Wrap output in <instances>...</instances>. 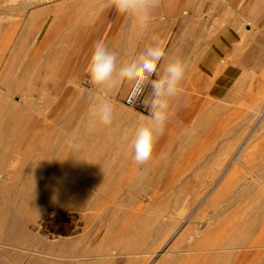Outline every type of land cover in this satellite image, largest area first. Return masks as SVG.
Instances as JSON below:
<instances>
[{
	"label": "rangeland",
	"instance_id": "obj_1",
	"mask_svg": "<svg viewBox=\"0 0 264 264\" xmlns=\"http://www.w3.org/2000/svg\"><path fill=\"white\" fill-rule=\"evenodd\" d=\"M99 1L33 0L40 5L29 3L30 7L27 0H0V38L11 25V30L16 28L15 35L20 41V48L7 71L9 55L0 52V78L6 71L5 80L0 82V125L1 130L5 126L6 131L0 130V136L9 138L18 134V130L9 128L8 122L17 114L19 121L34 126L29 129L27 140L35 139L39 134L37 137L45 136L51 141L59 136L67 137L78 129H84L86 117L91 118L90 105L104 99L110 101L113 114L117 110L131 119L123 122L115 118L110 126L99 123L98 129H104L101 130L104 134L99 137L100 142L96 140L99 146L97 150L101 151H97L96 156L101 162L84 166L87 159L80 156L77 159L82 164L72 162L78 166L77 169L71 163L47 165L48 157L39 144L34 149L36 154L30 152L32 149L16 153L17 149L14 152L11 145L0 147V168L6 173L12 175L21 169L22 175L26 174L24 177L34 174L35 167L39 166L32 162L41 157L45 168L52 169L44 176H50L53 182L76 184L77 189L84 192V199L93 201L87 210L76 214L63 210L57 204H45L36 222L28 227L37 242L26 246L35 250L30 254V259L87 264L97 255L106 254L112 259V264H138V257L143 259L141 264H159L158 256L165 255L166 261L163 263L166 264H186L188 259H195L194 264H264V193L258 198L251 194L238 197L231 192L237 187L255 191L259 185L264 189V120L254 112L257 109L264 112V0H187L183 18L188 20H181L177 24L179 29L189 25L190 32L184 34L178 30L175 33L171 31L168 19L163 17L161 5L152 12L147 27L142 28L135 25L129 16ZM18 5L25 15L19 14ZM52 10L61 14L57 29L62 34L57 42L56 36H53L44 46L39 63L24 61L27 46L37 40V24L44 23L47 17L46 29L52 24L54 17L48 13ZM70 14L76 20L75 26L71 24L63 30L62 26ZM33 22L35 24L32 26ZM224 29H233L238 35L236 52L231 59V63L238 67L237 77L234 87L226 96L213 99L207 92L196 90L197 78L191 76L196 62L193 57L201 49L198 53L188 50L196 39L200 43L202 39L207 45ZM41 39L38 38L39 42ZM98 42L116 53L118 68L136 59L146 47L157 44L176 46L171 57H179L188 64L182 82L183 90L172 100V115L163 133L157 130L152 158L144 165L127 159L125 153L136 128L147 123L144 118L150 115V110L148 107L145 109V104L142 110L123 106V97L132 82L126 81L113 91L91 82L87 69ZM197 46L199 48L200 45ZM50 47L53 48L51 53L48 52ZM14 78L18 80L17 83ZM149 79L156 78L152 76ZM188 88L193 90L188 91ZM23 93L32 95V98L23 96ZM151 99L152 89L147 84L144 101L150 102ZM39 124L43 128L35 130ZM47 125L50 127L47 128ZM111 136L115 137L113 141ZM68 142L76 146L72 147ZM79 142L69 139L64 150L84 151V148L77 147ZM105 142L107 147L102 150L101 145H105ZM24 152L26 157L23 156ZM27 153H32L34 159ZM13 163L19 169L14 170L9 166L14 167ZM8 183H11L10 179L2 180L0 185ZM255 184L258 186L252 188ZM215 193L214 208L210 207L208 201ZM253 206H256L257 212L253 210V215H247V207L251 209ZM192 215L203 216L195 221L198 229L194 224L185 222ZM131 216L136 217L135 221L147 220L151 223L146 229L132 233L123 228ZM67 217L73 218L70 223L66 222ZM202 218H206V221ZM254 218L257 220L253 221ZM201 220L209 223V226L204 228ZM228 222L236 228L244 223L253 226L249 242L243 246H224L226 248L219 242L214 246L207 244L205 237L212 239L208 236L210 231L221 233L220 229ZM157 224L162 225L164 230L156 227ZM197 231H207L204 233L205 245L197 243L201 239V236H196ZM219 233L216 235L219 236ZM132 234L138 239V244L134 247L123 244V240ZM63 239L72 244L61 248L59 243ZM258 240L257 244L252 243ZM218 244H221L220 247ZM176 257H183V260L171 263Z\"/></svg>",
	"mask_w": 264,
	"mask_h": 264
},
{
	"label": "bare ground",
	"instance_id": "obj_2",
	"mask_svg": "<svg viewBox=\"0 0 264 264\" xmlns=\"http://www.w3.org/2000/svg\"><path fill=\"white\" fill-rule=\"evenodd\" d=\"M29 0H27L28 3ZM43 1V0H42ZM45 1V0H44ZM56 1V0H55ZM67 1V0H66ZM102 2V4H105V0H100ZM99 1V2H100ZM26 2V1H24ZM47 2V1H46ZM65 2V1H63ZM62 2V3H63ZM29 3H34L37 5H40L39 2H33V0H30ZM28 3V4H29ZM66 3V2H65ZM101 4V5H102ZM24 5V4H22ZM21 5V6H22ZM32 5V4H31ZM63 5V4H62ZM68 5V4H67ZM30 6V4H29ZM97 6V5H96ZM19 7V5H18ZM16 6V8H18ZM26 7V6H24ZM31 7V6H30ZM55 7V6H54ZM58 7V6H57ZM98 7V6H97ZM100 7V6H99ZM98 7V8H99ZM105 7V6H104ZM15 8V10H16ZM21 7H19V11ZM34 8V7H33ZM36 8V7H35ZM34 8V9H35ZM31 9V8H30ZM108 9V8H107ZM37 10V8H36ZM29 11V10H28ZM31 11V10H30ZM21 12V11H20ZM33 12V9H32ZM96 12V11H95ZM26 13V12H25ZM51 13L54 17V20L51 21L52 24H49L47 29V22L49 21L48 17L47 20L44 23H39L37 24V30H38V35H37V40H34L33 42H31L26 49V55L24 58V61L30 60L31 63L33 62L34 64L39 63L40 58L42 57V50L44 48L45 45H47L50 41V39L53 38V36L55 37V42H57L58 37L62 34L60 30L57 29L58 27V22L60 20V15L61 14H56V12L54 10L48 12ZM62 13V12H61ZM82 13V12H80ZM19 14H22L19 13ZM24 14V13H23ZM22 14V15H23ZM25 15V14H24ZM82 15V14H81ZM89 16V15H88ZM20 17V16H19ZM24 17V16H23ZM34 17V16H33ZM97 17V16H96ZM21 18V17H20ZM84 18V15H83ZM33 19V18H32ZM31 19V20H32ZM81 19V18H80ZM30 20V21H31ZM83 20V19H81ZM88 20V19H87ZM13 21V20H12ZM27 22V21H26ZM87 22V21H86ZM76 20L74 19V16L70 14V17L66 20V22L63 24L62 28L63 30L66 29L68 27V25H73L75 26ZM35 23H32V26ZM82 24V22H81ZM29 25V24H28ZM80 25V24H79ZM21 26V25H20ZM20 28V27H19ZM26 28V26H25ZM24 28V29H25ZM69 28V27H68ZM73 28V27H72ZM62 30V32H63ZM16 32V28L14 30V27L11 30V25H9V27L5 30V32L3 33V35L0 38V52H6L8 53L7 55H9L8 57L10 58L8 61V65L6 67V71L9 69L11 62L13 61L14 55H16V51H18V49L20 48V41L19 38L15 35ZM19 32V31H18ZM17 32V33H18ZM21 33V31H20ZM28 33V32H27ZM61 33V34H60ZM65 33V31H64ZM22 35V34H21ZM42 38L41 41L39 42L38 38ZM21 38V37H20ZM24 39V38H23ZM22 40V39H21ZM60 42V41H59ZM23 43V42H22ZM52 44V43H51ZM22 45V44H21ZM56 45H54L55 47ZM51 49L53 48H49L48 52L51 53ZM74 49V48H73ZM70 51V50H69ZM73 51V50H72ZM59 52V51H58ZM0 53V54H1ZM70 53V52H69ZM71 54V53H70ZM6 55V57H7ZM47 55V54H46ZM5 57V58H6ZM69 58V57H68ZM6 60V59H5ZM69 61V60H68ZM222 66V65H221ZM23 67V64L21 65V68ZM35 67V66H34ZM6 71L5 73H3V75L0 78V82L2 83L5 80V75H6ZM31 79V78H30ZM14 81L17 83V79L14 78ZM70 83V82H69ZM13 84V83H12ZM11 84V85H12ZM47 85V84H46ZM76 85V84H75ZM117 88V87H116ZM30 90V88H28ZM33 89V88H32ZM115 88H108L107 90L109 91H113ZM20 91V90H19ZM26 91V90H25ZM107 91V92H108ZM263 91V90H262ZM16 92V91H15ZM33 92V91H32ZM44 93V92H43ZM101 93V92H100ZM27 94V93H26ZM26 94H22L23 96H29L32 98V95H26ZM43 95V94H42ZM99 95V94H98ZM44 97V95H43ZM98 98V96H97ZM97 100V99H96ZM99 101V100H98ZM97 101V102H98ZM101 101V100H100ZM0 102H2V97H0ZM4 104V103H3ZM115 108V107H114ZM252 108V107H251ZM260 109V108H259ZM261 110V111H260ZM260 110H255V114L258 115V117H261V119L263 118L264 120V112L262 111L263 109ZM114 111V110H113ZM3 112V111H2ZM2 114V113H1ZM11 114V112L9 113ZM85 116V115H84ZM114 116V120L115 118H118V120L120 119L126 122H129L131 119L130 117L126 116L125 114H120L117 112L113 114ZM81 117H79L78 119L81 121L80 119ZM87 118V122L86 124H84L83 126V130H77L75 131L73 134H68L67 137L65 136H59L56 138L55 141H51L50 138L48 137H37L35 136V139H28L27 137L29 136L28 132L30 131L29 129L34 128L29 126V122H25V121H19L18 120V115L15 114L13 116V118L8 121L10 124V129H14V130H18V134L13 136V137H2L0 136V147H6V146H13V151L16 153H18L19 151L23 150L28 152L30 149H32L30 152L34 153V149L36 150V146L39 144V146H41V150L44 152H46L45 154L47 155L48 158H46L48 161L45 162L47 165L49 164H54V163H59V164H67V163H71L73 165V163L78 164L81 163L80 159H77L78 157L80 158V156H84V159H87L86 161V165L84 166H89V164H96L98 162H101V159L98 158V156H96V154L99 152V150H97V141H99V137L102 136V134H104L101 130L103 128L98 129L99 127V122L95 121L92 117L89 119ZM86 120V119H85ZM84 121V120H83ZM24 122V123H23ZM46 122V121H43ZM71 122V121H69ZM79 122V121H78ZM46 123H50V122H46ZM80 123V122H79ZM82 123V122H81ZM8 124V125H9ZM41 124V123H40ZM38 125L37 128L35 130H38V128L41 130L43 128V126L41 127V125ZM44 124V123H43ZM42 124V125H43ZM51 124V123H50ZM7 125V126H8ZM82 125V124H80ZM25 126V127H24ZM5 127V126H4ZM4 127L2 128L3 130H1V125H0V130L6 131L4 129ZM27 127V128H26ZM50 126L47 125V128H49ZM17 128V129H16ZM80 128V126H79ZM82 128V126H81ZM7 129V128H6ZM9 129V130H10ZM46 129V128H45ZM104 130V129H103ZM9 132V131H8ZM36 132V131H35ZM78 134H75V133ZM41 133V132H38ZM48 133V132H47ZM35 134V133H33ZM6 135V134H5ZM36 135V134H35ZM114 135V134H112ZM116 136V135H115ZM107 137V136H106ZM32 138V137H31ZM55 138V137H53ZM104 138V137H103ZM69 139H77L80 142L77 144V147L79 148H84V151H80V152H68L66 150H64L65 148V144ZM110 139L113 141L115 139L114 136H111ZM97 140V141H96ZM103 140V139H102ZM103 141H101L102 143ZM72 147L73 146V142H68ZM112 145V144H111ZM109 146V145H108ZM76 147V148H77ZM102 150H104V147L106 146V142L105 145L103 143V145H101ZM8 148V147H7ZM109 148V147H108ZM112 148V147H111ZM100 149V148H99ZM110 149V148H109ZM108 149V150H109ZM101 150V149H100ZM40 151V150H39ZM98 151V152H97ZM111 151V150H110ZM113 151V149H112ZM5 152V151H4ZM13 152V153H14ZM106 152V151H105ZM32 153H27L30 155V157L32 156ZM101 153V151L99 152ZM109 152H107L108 154ZM6 154V153H5ZM38 154V153H37ZM16 155V154H15ZM25 155L26 157V153L24 152L23 156ZM78 155V156H77ZM112 155V154H111ZM12 156V155H11ZM44 156V155H43ZM15 157V156H13ZM13 157H10V159L14 160ZM33 157V156H32ZM97 157V158H96ZM106 157V156H105ZM17 158V157H16ZM21 158H24L21 156ZM41 158V157H40ZM37 158L36 160L33 157V162L32 160L28 163H36L38 164L39 167H35V172L34 174L31 175H27L26 177H24L26 174H24V176L22 175V173L20 172L21 169H18L17 171H15L14 174L10 175V173H6L5 170H1L0 168V182L6 181L8 179L11 180V183L8 184H4V185H0V264H64V263H55L53 261H46L43 259H30V254L31 253H35V250H31L28 249L26 246L28 244H36L37 242L32 238V232L29 231V225L30 224H34L36 222V219L38 217V215L40 214V212L44 209V205L45 204H57L58 206H60L63 210L68 211V212H74V214L78 213V212H83L85 210L88 209V205L89 203H93V201H88L84 199V192H82L81 190H78L76 187V184L72 185H67L63 182H53L51 181L52 178L50 176L46 177V175L44 176L43 174H45V172H52V169H48L45 168V164L44 162L40 159ZM83 158V157H82ZM18 159V158H17ZM9 160V159H8ZM25 160V158H24ZM29 159H27L28 161ZM21 161V160H20ZM26 161V163H27ZM105 161V160H104ZM205 162V160H203ZM202 161V163H203ZM2 162V160L0 161V163ZM11 162V161H9ZM16 162V161H15ZM14 162V163H15ZM22 162V161H21ZM25 162V161H24ZM73 162V163H72ZM12 163V162H11ZM13 163V164H14ZM20 163V162H19ZM107 163V162H106ZM12 164V165H13ZM17 165V162L15 163ZM14 164V165H15ZM70 164V165H71ZM82 164V163H81ZM103 164V163H101ZM171 164V163H170ZM16 165L13 167L11 166V164H9V166L11 168H16ZM79 165V164H78ZM168 165V163H167ZM41 166V167H40ZM44 166V167H43ZM76 167V165H73ZM106 166V164H105ZM104 166V167H105ZM110 166V165H109ZM112 166V165H111ZM9 167V168H10ZM21 167V165H20ZM102 167V166H101ZM100 167V168H101ZM167 167V166H166ZM7 168V166H6ZM10 168V169H11ZM16 168V169H17ZM8 169V168H7ZM28 169V168H27ZM74 169V168H73ZM88 168L86 167V170ZM104 169V168H103ZM110 170L109 168H105ZM116 169V168H115ZM30 170V169H29ZM118 170V169H117ZM128 170V169H127ZM140 170V169H139ZM28 172V170H26ZM61 171V170H60ZM65 171V170H64ZM76 171V170H74ZM105 172V171H104ZM107 172V171H106ZM110 172V171H109ZM25 173V172H24ZM55 174V173H54ZM52 173V175H54ZM74 174V173H73ZM51 175V176H52ZM70 175V174H69ZM99 175V174H98ZM189 175V174H188ZM89 176V175H88ZM46 177V178H45ZM115 177V176H114ZM212 177V176H211ZM65 178V176H64ZM191 178V177H190ZM242 178V177H241ZM240 178V179H241ZM67 179V178H66ZM111 179V177H110ZM113 179V176H112ZM185 179V178H184ZM215 180V178H214ZM68 181V180H66ZM70 181V179H69ZM68 181V182H69ZM74 182V181H73ZM72 183V181H71ZM72 185V186H71ZM255 184L254 186H252V188H256ZM234 187L236 186V184L233 185ZM232 186V187H233ZM239 186V185H238ZM258 186V185H257ZM261 185H259L255 191H249V189H237L239 187L236 188V190H232L231 192L236 195V196H244V195H256L258 198L262 197L261 195L264 193L262 192L263 187H260ZM69 188V189H68ZM70 188H75L70 190ZM79 188V186H78ZM200 189V188H199ZM116 191V190H115ZM117 192V191H116ZM214 192V191H213ZM99 194L101 193V191L99 190L98 192ZM99 194H97L99 196ZM114 194V193H113ZM64 197H68L67 199H65ZM70 197V198H69ZM101 197V196H100ZM64 198V199H61ZM95 198V196H94ZM259 201V200H256ZM210 207H216V193L210 197V200L208 201ZM149 204V203H148ZM196 205V204H195ZM139 207V205H137ZM184 206V205H183ZM203 206V205H202ZM102 208V207H101ZM100 208V209H101ZM141 208V207H140ZM192 208V207H191ZM256 206H253L251 209L247 207L246 209V213L247 215H253ZM199 209V208H198ZM201 209V208H200ZM259 209V208H258ZM181 210V209H180ZM191 210V209H190ZM140 211V210H139ZM203 211V210H202ZM256 211V210H255ZM259 211V210H258ZM149 212V211H148ZM167 212V211H166ZM257 212V211H256ZM261 212V211H260ZM177 213V212H176ZM68 214V213H67ZM72 213H69V215ZM145 214V213H144ZM60 215V214H59ZM181 215V212H180ZM47 216V215H46ZM78 216V215H76ZM195 217L192 216H188L185 220V222H187L188 224H194V227H197V223L195 222L196 220L201 219V217H203L202 215H200L201 217L194 215ZM83 217V216H82ZM183 217V216H182ZM68 218V217H67ZM81 218V217H80ZM79 218V219H80ZM84 218V217H83ZM131 218V219H130ZM129 219V221L127 223H125L123 225L124 229H128L130 230L132 233L136 232L139 229H146L147 226H149V224L151 222L146 221H135L134 216H131ZM156 218V217H155ZM170 218V217H169ZM168 218V219H169ZM73 218H68L66 219L67 223H70V221ZM181 219V218H180ZM203 220L206 221V218H202ZM59 220V219H58ZM257 220L256 218L253 219ZM63 221V220H62ZM184 221V219H183ZM202 221V220H201ZM208 221V220H207ZM247 221H249V219H247ZM72 223V222H71ZM186 223V224H187ZM200 222L198 221V224ZM203 223V221L201 222ZM211 223V221H210ZM76 226V223H74ZM68 225V224H67ZM204 228L209 226V223L204 222L203 224H201ZM31 226V225H30ZM38 226V225H36ZM158 226V228H160L161 230H164V227L162 225L157 224L156 227ZM190 226V225H189ZM201 226V227H202ZM211 226V224H210ZM81 227V226H80ZM163 227V228H162ZM181 227V226H180ZM188 227V226H187ZM222 227V226H221ZM237 227V226H236ZM234 227L230 222H228V224L219 232H214L212 233V231H210L212 233H209L208 236L212 237V239L210 240V238L208 239L207 236H204V233L207 231H203V232H199L197 231L195 234L196 236H201V239L199 242H197L199 245H205L204 242L206 241L207 244H212L213 246L216 245L217 242L221 243L223 245V248L226 247H231V245H237V246H243L246 243L249 242V237L251 236L252 233V228L253 226L250 227V225H248L247 223L242 224L241 226H239L238 228ZM193 228V227H192ZM79 229V228H78ZM198 229V227L196 228ZM200 229V228H199ZM72 230V229H71ZM202 229H200L201 231ZM205 230V229H204ZM208 230V228H207ZM214 230V229H213ZM32 233V234H31ZM194 233V232H193ZM216 233H219V236L216 235ZM74 236V235H73ZM193 236V234H192ZM75 237V236H74ZM206 240H205V238ZM216 237L218 238V240H216ZM58 238V237H57ZM192 239V237H190ZM195 238V237H194ZM207 239L209 241H207ZM79 240V239H78ZM205 240V241H204ZM263 240V239H262ZM262 240H260L262 242ZM50 241V240H49ZM251 241V240H250ZM59 242V241H58ZM78 242V241H77ZM205 242V243H206ZM259 242L258 241H253L252 243L257 244ZM260 242V244H261ZM80 243V242H79ZM251 243V242H250ZM264 243V241L262 242ZM72 244L69 241L66 240H62L60 241L59 245L62 248V246L64 247L65 245H69ZM123 244H125L126 246H136L138 244V239L135 237V235H131L130 237L126 238L123 240ZM141 244V243H140ZM189 244V243H188ZM220 244V245H221ZM195 245V244H194ZM220 245L218 244V246L220 247ZM226 246V247H224ZM74 247V246H73ZM264 247V246H263ZM65 249V248H64ZM229 249V248H228ZM224 250V249H222ZM227 250V249H226ZM225 251V250H224ZM28 253V254H27ZM60 256V255H59ZM68 257V256H67ZM60 258V257H59ZM193 260L195 261V259H188L186 264H192ZM198 262V260H197ZM196 263V262H195ZM66 264V263H65ZM69 264V263H67ZM71 264V263H70ZM87 264H112V259L106 255V254H99L97 255L94 260L90 261ZM166 264V263H163ZM194 264V263H193Z\"/></svg>",
	"mask_w": 264,
	"mask_h": 264
},
{
	"label": "clouds",
	"instance_id": "obj_3",
	"mask_svg": "<svg viewBox=\"0 0 264 264\" xmlns=\"http://www.w3.org/2000/svg\"><path fill=\"white\" fill-rule=\"evenodd\" d=\"M161 0H105L108 7H114L122 15L129 16L139 27H147L152 12L160 6ZM166 57L165 49L148 46L130 63L117 67V55L108 47L98 42L92 52L88 74L91 82L96 86L116 88L123 83L134 82L135 94H143L145 84H150L152 99L144 101L150 110L145 117L146 124H141L128 144L126 158L139 165L146 164L151 158L157 141V130L163 133L164 127L172 115L171 102L182 92V82L185 79L188 64L179 57H170L162 65V73L158 72V65ZM157 76L156 79H149ZM90 116L104 126L113 123V107L109 100L104 99L90 105ZM75 147L76 145L73 144Z\"/></svg>",
	"mask_w": 264,
	"mask_h": 264
},
{
	"label": "crops",
	"instance_id": "obj_4",
	"mask_svg": "<svg viewBox=\"0 0 264 264\" xmlns=\"http://www.w3.org/2000/svg\"><path fill=\"white\" fill-rule=\"evenodd\" d=\"M186 1L187 0H161L160 5L163 17L168 19L167 24H170L173 33H175L176 30L181 32V34L190 32L189 25L180 28L181 30L177 27V24L181 22V20H186V22L188 20L183 18L186 11ZM237 37L238 35L235 30L224 29L210 40L207 45L204 44L202 39H200L202 41L201 43L197 41L198 39L192 42L188 50L189 52L198 53L201 49L199 54H195L196 56L193 57L196 62L194 71L191 73V76L197 78L196 90L207 92L213 99H221L232 90L235 85L238 68L235 64L231 63V59L236 52L238 44ZM197 45H200L199 48H197ZM162 47L165 49L166 57L165 60L161 61V64L157 66L158 72L161 73L163 71L162 65L171 57V53L176 46L168 47L164 44ZM140 54L141 53H139L138 56ZM154 77L157 78V76ZM187 90L191 91L193 89L188 88ZM182 258L183 257H176L171 263L177 262ZM165 259V255H159L157 263L161 264L166 261ZM142 262V257H138L137 263L141 264Z\"/></svg>",
	"mask_w": 264,
	"mask_h": 264
},
{
	"label": "built area",
	"instance_id": "obj_5",
	"mask_svg": "<svg viewBox=\"0 0 264 264\" xmlns=\"http://www.w3.org/2000/svg\"><path fill=\"white\" fill-rule=\"evenodd\" d=\"M147 83L143 88V94L137 96L135 94L134 89V82H132L130 88L128 89L127 93L123 97L122 104L124 107L131 109V110H142L144 107V93L146 89Z\"/></svg>",
	"mask_w": 264,
	"mask_h": 264
}]
</instances>
